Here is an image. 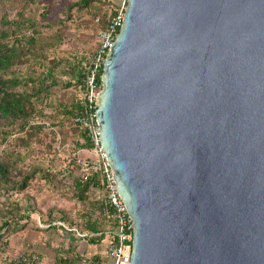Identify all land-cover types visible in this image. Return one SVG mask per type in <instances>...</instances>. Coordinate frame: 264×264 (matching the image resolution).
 <instances>
[{"label": "water", "instance_id": "water-1", "mask_svg": "<svg viewBox=\"0 0 264 264\" xmlns=\"http://www.w3.org/2000/svg\"><path fill=\"white\" fill-rule=\"evenodd\" d=\"M101 81L131 264H264V0H127Z\"/></svg>", "mask_w": 264, "mask_h": 264}, {"label": "rangeland", "instance_id": "rangeland-1", "mask_svg": "<svg viewBox=\"0 0 264 264\" xmlns=\"http://www.w3.org/2000/svg\"><path fill=\"white\" fill-rule=\"evenodd\" d=\"M78 1L0 0V36L9 33L5 41L22 47L25 53V62L13 67L12 76L27 83L22 90L31 95L39 90L48 70L57 83L49 93L32 99L39 111L32 125L42 128L31 137L23 139L26 132L9 134L17 131L18 124L6 123L0 117V163L9 167L11 179L20 180L25 173L37 170L25 190L0 189V227L6 220L17 219L19 225H25L11 232L0 228V264H23L22 259L31 255L38 256L41 264H62L76 255L92 264L95 251L104 243L91 244L46 223L55 218L59 225L58 218L64 213L66 224L81 230L96 220L104 230L111 226L107 216L99 212L101 191L91 190L86 202L75 197L77 160L88 155L78 153L80 133L67 112L83 101L85 87L67 84L78 81L74 74L79 65L86 69L90 64L98 47L101 21L126 8L127 0H96L86 9L75 7ZM31 38L36 39L34 45Z\"/></svg>", "mask_w": 264, "mask_h": 264}, {"label": "trees", "instance_id": "trees-1", "mask_svg": "<svg viewBox=\"0 0 264 264\" xmlns=\"http://www.w3.org/2000/svg\"><path fill=\"white\" fill-rule=\"evenodd\" d=\"M96 0H79L74 4L75 7L79 9H86L91 6L93 2ZM71 9V8H70ZM69 9V10H70ZM114 15L117 14V11L113 12ZM102 29H105L108 25V20L103 19L101 21ZM98 25V24H96ZM9 37V33H2L0 36V117L6 121V123H14L18 124L17 131H11L9 134H14L16 132H26V136L23 139L31 137L32 133L39 128H42L41 125H32V120L36 115L39 114L37 110V106L32 100L34 97H40L41 94L47 92L49 93L51 89L56 86V82L54 81V75L51 70H48L47 75L43 78L42 85H40L39 90H35V94L31 95L30 92L26 90H22V87L27 83L21 81L16 76H12V70L14 66L20 65L25 62V53L22 47H18L15 44H10L5 41ZM36 39L31 38L30 42L34 45ZM30 51H28V54ZM103 74V70L100 73L98 78V82L101 83V76ZM87 76V70L81 68L77 69V73L74 74V79L78 80L76 83L69 82L67 87H72L74 84L83 85ZM51 81L50 85H46L47 82ZM21 88V90H20ZM85 104V99L83 101L77 103L70 111L67 112L69 116L73 119L82 111ZM77 131L80 133V141L79 139L76 141L77 149L79 151L81 149H90L92 147L91 140L89 137V132L80 126H76ZM23 139H18L19 141ZM24 145H27L26 142L22 141ZM76 171L78 175L73 177L75 184V197L82 201L86 202L89 200L88 194L91 190L101 191L102 187L100 183V179L98 175H93L88 181H83V174L81 169L77 166ZM37 174V170H33L29 173H25L20 180H12L9 175V167L6 164L0 163V189L1 190H17L23 191L25 190L31 181L35 178ZM10 183H13L11 185ZM104 201H100V215H106V211L104 210ZM59 225L55 224V218L49 219L48 223L46 221L44 223L47 226L52 227L54 223V227H57L64 232H66L69 236L70 234H74L78 236L79 239L88 240L91 244H102L103 241L107 238V233L109 229L104 230L100 228L101 223L99 220L94 222H89L86 230L78 229L77 227H73L72 225L66 224L68 222L67 217L64 213L58 218ZM20 219L9 221L6 220L3 222V225L0 227L1 230H6V232L22 230L25 225H19ZM66 225L68 229H66L62 224ZM45 224V225H46ZM78 232L81 234L87 235H95L93 237H80ZM80 256L76 257L74 260L64 261L62 264H76V261H79ZM76 260V261H75ZM94 261L93 264H100L99 256H94L92 259Z\"/></svg>", "mask_w": 264, "mask_h": 264}, {"label": "built area", "instance_id": "built-area-1", "mask_svg": "<svg viewBox=\"0 0 264 264\" xmlns=\"http://www.w3.org/2000/svg\"><path fill=\"white\" fill-rule=\"evenodd\" d=\"M125 10L126 8L123 7L116 15L109 16L107 27L99 32L97 50L86 68L87 76L84 81L85 104L82 111L77 113L73 119L76 126L83 127L89 132L92 147L90 149H81L78 152L79 155L86 153L88 157L79 158L77 165L82 171L83 181H88L93 175L99 176L102 187V199L105 205L104 210L111 225L107 233V257L112 261V264H131L134 228L127 207L117 191V183L113 180L114 172L106 159L100 142V126L96 116V101L97 96L102 91V81L99 83L98 78L104 69L106 57L122 27ZM99 20L98 18L97 22ZM62 225L68 229L66 225ZM78 235L82 238L95 236L79 232ZM22 263L41 264L39 257L36 255L24 257Z\"/></svg>", "mask_w": 264, "mask_h": 264}, {"label": "crops", "instance_id": "crops-1", "mask_svg": "<svg viewBox=\"0 0 264 264\" xmlns=\"http://www.w3.org/2000/svg\"><path fill=\"white\" fill-rule=\"evenodd\" d=\"M103 243H104L103 248L96 250L94 256L95 257L96 256H99V258H100V264H110V260L107 257L108 239L106 238L103 241ZM78 256L79 255H76V257H78ZM94 256H93V258H94ZM92 262L94 263V261H92ZM86 263L87 262H85V261L83 262L81 260H79L78 262L76 261V264H86Z\"/></svg>", "mask_w": 264, "mask_h": 264}]
</instances>
